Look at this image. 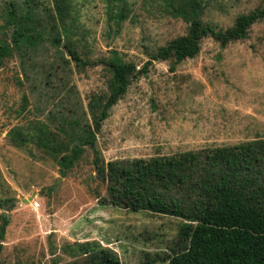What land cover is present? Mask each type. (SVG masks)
<instances>
[{"label": "rangeland", "instance_id": "374dc122", "mask_svg": "<svg viewBox=\"0 0 264 264\" xmlns=\"http://www.w3.org/2000/svg\"><path fill=\"white\" fill-rule=\"evenodd\" d=\"M37 1L41 6L48 3ZM261 1L212 0L204 19L230 27L239 14L248 13ZM76 2L93 60L115 50L142 68L149 54L187 33L188 25L182 20L162 16L145 6L144 0H129L133 11L115 35L107 23L106 0ZM10 4L18 16H27L26 0H0V28L5 26L3 14ZM12 31L8 28L5 33L11 36ZM39 52L33 57L16 56L0 71V194L4 200L37 194L27 204L0 209V215L7 213L11 220L0 242L4 246L0 264H65L80 255L76 246L86 243L113 249L122 264L148 260L162 264L155 259L171 254L182 220L104 204L106 191L101 187L102 198H97L98 183L90 177L91 151L63 178L53 160L37 151L33 156L30 149L15 148L7 141V132L18 123L14 110L21 93L14 82L16 73L24 78L30 109L44 120L59 113L69 100L80 117L87 114L91 121L89 102L106 90L102 64L78 72L73 63H67L66 71L60 70L65 78L63 90L49 95L45 79L26 80L24 71L34 80L40 67H56L63 54L49 44ZM64 59L70 60L65 54ZM257 137H264V21L252 26L246 40L226 48L212 38L204 39L199 55L175 71L170 62H153L149 73L135 80L113 108L97 136V148L110 162L233 145ZM34 201L39 203L36 209Z\"/></svg>", "mask_w": 264, "mask_h": 264}, {"label": "trees", "instance_id": "16d2710c", "mask_svg": "<svg viewBox=\"0 0 264 264\" xmlns=\"http://www.w3.org/2000/svg\"><path fill=\"white\" fill-rule=\"evenodd\" d=\"M212 0H144V5L162 16L180 19L187 33L149 54L142 68L115 50L108 57L93 60L87 48V31L82 25L76 0H26L27 16H18L10 4L0 28V71L10 60L40 54L49 44L61 52L62 62L47 70L40 67L36 78L46 80V92L59 94L64 74L60 70L73 63L76 71L102 64L106 70V90L93 95L88 114L80 117L76 105H61L59 113L46 120L33 114L24 78L16 73L14 82L21 96L14 110L18 123L6 135L11 146L37 151L56 163L63 178L72 174L90 157L92 181L97 198L101 187L107 193L104 204L131 212H148L182 220L171 254L157 255L162 264H264V137L233 145L206 147L158 155L150 158L105 162L97 148V136L113 108L128 93L133 82L149 73L153 62H170L171 71L187 59L196 58L202 42L212 38L222 48L246 40L253 25L264 21V0L248 13L239 14L230 27H219L204 19ZM108 26L115 35L133 11L129 0H106ZM35 12L39 13L36 14ZM41 13V14H40ZM13 28L11 36L6 29ZM64 54L70 60L64 59ZM66 87V86H65ZM52 123L49 124L48 122ZM55 125V128L51 125ZM11 200L0 194V209ZM0 242L5 239L10 218L0 215ZM0 244V253L3 249ZM80 255L65 264H122L108 247L89 243L76 246ZM144 264H153L148 260Z\"/></svg>", "mask_w": 264, "mask_h": 264}, {"label": "water", "instance_id": "95a60500", "mask_svg": "<svg viewBox=\"0 0 264 264\" xmlns=\"http://www.w3.org/2000/svg\"><path fill=\"white\" fill-rule=\"evenodd\" d=\"M35 196H36V193H34L33 196L28 199H20V198L13 199L8 204L4 205L5 210L8 211L9 209H12L14 205L19 204V203H29L30 200H32ZM5 215H7V213H5Z\"/></svg>", "mask_w": 264, "mask_h": 264}, {"label": "built area", "instance_id": "2783aa9c", "mask_svg": "<svg viewBox=\"0 0 264 264\" xmlns=\"http://www.w3.org/2000/svg\"><path fill=\"white\" fill-rule=\"evenodd\" d=\"M32 206L36 209V208H38L39 207V203L38 202H36V201H34V203L32 204Z\"/></svg>", "mask_w": 264, "mask_h": 264}, {"label": "crops", "instance_id": "0c3cea01", "mask_svg": "<svg viewBox=\"0 0 264 264\" xmlns=\"http://www.w3.org/2000/svg\"><path fill=\"white\" fill-rule=\"evenodd\" d=\"M33 194H34V193H33ZM33 194H32V196H33ZM36 195H37V194H36ZM32 196H31V197H32ZM26 204H27V203H26ZM16 205H17V204H16ZM16 205H14V206H16ZM13 208H14V207H13ZM2 209L5 210V207H3ZM3 214H4V213H3ZM4 215H5V214H4ZM7 217H9V216L7 215ZM9 225H10V224H9ZM5 235H6V234H5ZM3 242H4V241H3Z\"/></svg>", "mask_w": 264, "mask_h": 264}]
</instances>
